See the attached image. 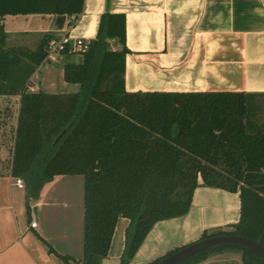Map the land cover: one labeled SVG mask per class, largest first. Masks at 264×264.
I'll list each match as a JSON object with an SVG mask.
<instances>
[{
  "label": "trees",
  "instance_id": "trees-1",
  "mask_svg": "<svg viewBox=\"0 0 264 264\" xmlns=\"http://www.w3.org/2000/svg\"><path fill=\"white\" fill-rule=\"evenodd\" d=\"M83 8L84 0H0V20L77 18ZM6 36L0 23V96H19L10 174L23 181L27 207L55 176L83 177L81 264L107 257L119 218L128 220L119 264H128L155 223L187 214L199 185L238 193L240 200L229 230L203 232L200 239L240 235L261 238L264 247V126L252 119L260 109L256 94L126 91L125 15L108 12L81 63L63 67L64 81L78 90L31 92L30 78L45 62L52 36L44 35L33 51L6 48ZM228 252L238 253L242 264H264L233 246L178 264H204Z\"/></svg>",
  "mask_w": 264,
  "mask_h": 264
},
{
  "label": "crops",
  "instance_id": "crops-1",
  "mask_svg": "<svg viewBox=\"0 0 264 264\" xmlns=\"http://www.w3.org/2000/svg\"><path fill=\"white\" fill-rule=\"evenodd\" d=\"M106 12L125 15V46L129 50L125 56L126 91L243 92L256 94L257 105L264 104V0H84L83 12L77 18L4 17L5 46L33 51L44 35L60 34L90 41L97 34L100 16ZM56 61L59 65L54 68L63 79L64 65L81 63L82 55ZM54 65H39L28 90L76 92V84H70V92L45 90L51 83L44 82V71ZM36 74L40 77L37 86L33 81ZM6 105H14L18 111L19 96H0V109ZM259 112L257 119L262 115ZM262 116L263 122L258 120L257 124L264 126ZM13 126L15 130L16 119ZM3 140L0 133V145L7 143ZM12 142L13 138L10 146ZM5 149L9 159L0 162V264H65L61 256L69 257L72 264H81L80 181L70 180L72 176H55L44 184L37 199L28 200L27 207L24 187L18 188L10 174L11 147ZM71 185L77 187L76 196ZM239 207L238 193L199 185L187 214L155 223L128 264H150L199 240L203 232L229 230L238 221ZM32 221L37 224L34 229L30 228ZM127 225V219H118L107 257L99 264H119ZM204 264L242 263L238 253L228 252Z\"/></svg>",
  "mask_w": 264,
  "mask_h": 264
},
{
  "label": "rangeland",
  "instance_id": "rangeland-1",
  "mask_svg": "<svg viewBox=\"0 0 264 264\" xmlns=\"http://www.w3.org/2000/svg\"><path fill=\"white\" fill-rule=\"evenodd\" d=\"M59 61H54L53 63L55 64L54 66H50L48 68H46V70L44 71V79H45V83H51L50 85L48 84L45 90H48L49 92H70L71 90V85L67 84L64 82V80L61 78H59L60 76H58V72L57 69L54 68L56 65H59L58 63ZM45 63V62H44ZM40 77H38V74L35 75L33 81L34 84L37 86V81L39 80ZM67 85V86H66ZM70 87V88H67ZM256 103H257V99H256ZM260 109L261 111L259 112V115L262 114L264 115V104L260 103ZM3 108L0 109V133L1 135L4 137L5 142L3 145H0V151H1V156H0V162L1 163H7L8 159H9V154L6 153V149L7 147H11L9 145V141H12L13 138V132H14V122L17 116V108H14V105H11L10 107L8 105L6 106H2ZM260 116L259 119H257V112L255 114V116L252 118L254 123L257 124V121L259 120L260 122H263L261 120H263V116ZM262 117V118H261ZM10 152V150H8V153ZM2 157V158H1ZM1 159H3V161H1ZM3 167V166H2ZM75 177V178H74ZM70 180L73 179H78V181H80L79 183L81 184L80 186V194L82 193V189H83V177L80 175L77 176H72L69 178ZM77 181V180H76ZM71 189L73 190V193L75 194V196L77 195L76 190L77 187L74 188L73 185H71Z\"/></svg>",
  "mask_w": 264,
  "mask_h": 264
},
{
  "label": "water",
  "instance_id": "water-1",
  "mask_svg": "<svg viewBox=\"0 0 264 264\" xmlns=\"http://www.w3.org/2000/svg\"><path fill=\"white\" fill-rule=\"evenodd\" d=\"M61 20H63L61 18ZM233 246L249 250L264 259V247L261 245V238L257 241L241 237L240 235H218L199 239L187 246L181 247L173 254L164 257L154 264H178L183 260L192 257L200 252L216 247Z\"/></svg>",
  "mask_w": 264,
  "mask_h": 264
},
{
  "label": "built area",
  "instance_id": "built-area-1",
  "mask_svg": "<svg viewBox=\"0 0 264 264\" xmlns=\"http://www.w3.org/2000/svg\"><path fill=\"white\" fill-rule=\"evenodd\" d=\"M1 23V20H0ZM89 41L84 38L72 37L70 34H60L49 39L46 47L45 62H54L59 57L86 53L89 49ZM15 184L18 188H23L24 183L20 178H16ZM36 222L30 223V228H36Z\"/></svg>",
  "mask_w": 264,
  "mask_h": 264
}]
</instances>
